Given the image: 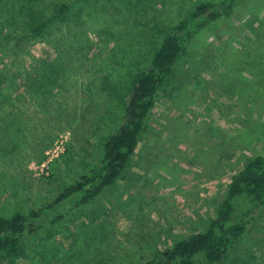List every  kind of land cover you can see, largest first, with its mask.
I'll list each match as a JSON object with an SVG mask.
<instances>
[{"label": "rangeland", "instance_id": "rangeland-1", "mask_svg": "<svg viewBox=\"0 0 264 264\" xmlns=\"http://www.w3.org/2000/svg\"><path fill=\"white\" fill-rule=\"evenodd\" d=\"M222 1L0 0V217L43 207L87 174L135 77L197 6ZM257 156L264 0H239L187 44L116 184L25 237L11 264H143L204 232ZM237 204L251 223L219 264H264V206Z\"/></svg>", "mask_w": 264, "mask_h": 264}, {"label": "trees", "instance_id": "trees-1", "mask_svg": "<svg viewBox=\"0 0 264 264\" xmlns=\"http://www.w3.org/2000/svg\"><path fill=\"white\" fill-rule=\"evenodd\" d=\"M239 0L220 4L203 3L182 21L162 43L148 68L134 79L124 97L122 123L109 136L102 157L87 174L80 176L43 207L18 212L11 218L0 217V252L8 256L1 264H11L19 255L23 239L46 227L62 222L70 211L92 205L108 188L113 187L128 168L140 139L146 131L156 95L171 78L174 67L187 44L201 30L230 15ZM246 1V0H242ZM65 7L61 9V12ZM49 21L33 28L40 34ZM246 199L256 207L264 206V157L253 158L234 179L217 218L202 233L194 234L173 246L155 253L143 264H206L223 262L247 233L251 220L239 217L238 202ZM56 212V213H55Z\"/></svg>", "mask_w": 264, "mask_h": 264}]
</instances>
